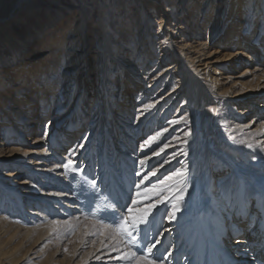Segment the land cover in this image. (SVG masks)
<instances>
[{
    "label": "bare ground",
    "instance_id": "1",
    "mask_svg": "<svg viewBox=\"0 0 264 264\" xmlns=\"http://www.w3.org/2000/svg\"><path fill=\"white\" fill-rule=\"evenodd\" d=\"M31 1L16 0L10 13L1 17L0 22L12 18L13 10L23 8ZM149 2L152 8L151 20L153 21V16H158L163 21L164 29L157 31L158 35L155 39L141 32L128 33L124 36L117 26L105 21L106 12L98 7L97 19L92 24L89 23V15L84 11H81L83 14L79 12L69 16V21L66 22L70 23L69 40L64 39L58 29L30 56L29 61L26 60L25 64L30 65L21 66L19 69L22 71H16V75L27 69L32 73V70L36 72L37 69L32 66L38 63L43 66H39L35 75L38 80L37 85H29L25 78L27 84L11 87L16 91L15 97L19 101L14 99L15 103L8 107L0 104V264H116L119 259V248L110 246V240L108 241L105 236L99 238V248L96 247L89 252H81L77 249L67 260L62 247L53 246L54 239L44 230L48 227H51L50 229L57 227L52 221H59V227L71 225L70 233H73L81 227L80 221L84 215L82 211L90 209L88 199V205L84 206L79 197L74 195L76 191L73 188V179L67 172L76 171L78 160L81 159L85 149L87 151L85 164L88 165L83 168V173H89L96 165L94 148L90 140L99 116L103 124L100 136L104 144L106 136H111L109 126L112 131L121 128V135L124 136L127 135L128 130L139 128L141 125L146 128L154 127L152 124L156 119L165 118L179 103L181 104L177 109L180 113L175 114L167 123L170 127L160 128L155 132V134L160 132L161 136L152 141L151 145L156 146L165 142L168 147L163 146V153L166 154L178 150L168 156L170 157L168 164H174L180 158L184 159L182 166L177 167L182 169L184 175L179 178L173 177L174 179L168 183L167 189L170 195L165 196L166 199L181 194V189H186L183 194L188 192L189 195L175 203L179 210L175 212L173 219H169L173 205L162 208L163 213L158 225L160 236L157 238L158 233L155 244L160 249L157 256L166 254L165 258L171 261L170 264L181 261L183 264H264L262 261L264 260V165L257 170L253 169L250 154L232 141L234 136L243 135L245 138L254 135L264 136V127H262L264 40H261V45L257 47L249 45L251 41L249 38L246 43L240 38L237 39V32L243 24H246L247 32L254 27L252 17L254 14H260V7L264 8V0H150ZM17 4L20 6L18 7ZM125 16H122V19ZM127 20L128 18L124 21V26L129 29L130 22ZM261 22L263 27L261 30L264 31V15ZM59 27L58 25L55 29ZM94 31L102 37L103 45L101 60L97 64L100 91L96 98V107L92 110L90 125L94 126L88 135L84 132L87 119L86 102L79 107L76 103L81 97H85L90 86L97 84L96 75L94 76L92 70L89 71L90 66L94 69L96 63L87 52L88 41L91 39L92 44V40L96 38L93 36ZM257 31L258 25L252 32L257 33ZM21 52V50L14 51L12 55L8 53L0 56V63H6L17 57L20 58L19 62L23 63L22 57L25 54ZM125 54L133 59L131 63L125 59ZM54 57L56 59L53 60ZM81 58L85 59L86 66L82 71V87L75 103L70 105V101L65 100L66 102L60 105L58 94H65L70 82H73L71 70ZM52 60L53 64L50 62ZM145 62L148 63L144 64ZM152 63V67L162 64L168 66L164 73L155 75L157 78L155 81L149 80L151 77L148 78L146 81L148 87L145 88V85L141 84L145 80L141 81L142 77L137 73L142 72ZM38 71L41 73L39 74ZM88 76L90 79L87 78ZM133 77H140V80L138 79L140 84H131L130 79ZM115 78H118L119 90L117 94H112L109 92ZM164 78L166 81L163 87L154 93L156 84ZM61 81L67 82L62 83V88L59 87ZM34 82L36 84V80ZM22 87H25V92ZM130 92L134 94L130 95ZM149 93L151 94L148 95ZM20 94H22L21 99L18 98ZM100 94L103 100H100ZM24 96L27 98L24 99ZM130 97H133L131 98L133 100H129ZM130 103L136 105L135 109L138 112L133 124H130V120L136 113H133L134 109L130 108ZM24 104L26 109L23 108ZM37 109L39 114L35 115L34 111ZM58 109L67 110L66 117L73 111L77 114V118L72 117L69 122L63 123L65 124L63 130L51 125L50 118L58 112ZM193 111L196 113L191 118L190 114ZM206 113L213 118L222 114L223 118L216 123L218 125L216 129H212L207 120L199 119V116ZM235 114L239 118L237 124L226 118ZM181 120L185 122H180ZM187 121L190 125H187ZM60 122L61 120L57 124ZM118 122V127H113L111 124ZM80 123L82 128L75 129ZM192 127L193 132L190 133ZM175 128L181 129L175 131L173 130ZM185 131L190 134L185 136ZM177 132L178 134H175ZM47 136L51 153L48 152V148L38 146ZM148 139L146 138L145 141ZM112 140L111 145H113ZM258 142L264 145V139ZM65 145L69 146L71 157L63 156L62 152L67 147ZM121 155L123 157L118 156V158L122 168H128L131 172L128 167L131 164L124 155L131 156L124 150L121 151ZM262 155L264 161V154ZM108 158L106 155L105 159H102L108 161ZM213 158L216 159V168L212 165ZM69 159L73 161V165L65 169L63 165ZM225 164L231 167L229 174L231 178L221 185L222 194L217 196L213 192V182L199 184L198 181L207 168H210V171H222L225 169L223 167ZM164 167L167 166H161ZM235 170L238 171L239 188L232 190L230 183L235 184L237 180L234 175ZM211 174L212 172L207 179L213 177ZM193 177H197L198 181L191 182ZM245 177L251 181L248 187ZM201 191H204L205 196ZM250 198L253 199L255 211L257 208L260 211L258 220L252 224L251 231L247 235L244 234V230L249 225L242 226V218L240 222L238 221L239 229L238 223L236 226L230 223L231 230L228 231L229 227L221 221L222 215L228 213L229 206L238 208L236 213L241 212L238 216L243 215L246 201ZM158 206L161 207L160 204ZM154 227L155 225L150 226L152 232L156 229ZM237 230H243V233ZM152 232L150 237L148 232L145 235L147 240L148 238L152 240L150 245L155 241H153L155 234ZM231 234L238 237L231 238ZM140 236L142 238L141 234ZM223 237L231 238L232 247L225 248ZM247 245L248 247H245Z\"/></svg>",
    "mask_w": 264,
    "mask_h": 264
},
{
    "label": "rangeland",
    "instance_id": "2",
    "mask_svg": "<svg viewBox=\"0 0 264 264\" xmlns=\"http://www.w3.org/2000/svg\"><path fill=\"white\" fill-rule=\"evenodd\" d=\"M150 0H32L28 5L21 9L13 10L14 13H12L13 16L12 18H9L7 21H1L0 22V56H5L8 53L12 55L14 51L19 52L20 50L22 51L21 54H25L24 57H22V62L20 63V58H16L14 60L7 61L6 63H0V104L4 105L5 107L10 106V104H14V99H17L15 97L16 91L13 90L11 87L14 85L19 86L20 84L25 85H37V79H36V72L39 69L38 64H36L35 67L36 72L32 70H26L25 72L17 73L16 71H22V69H19L21 66H29L30 64H25L26 60L29 61L31 58L30 56L38 49L41 48V44L45 42V40L49 39L53 33H55L58 29L59 33L63 35L64 39L69 40V26L70 23L67 24L66 22L69 21V16L75 15L76 13H81L83 14L86 13L89 15V23L95 22L97 19V8H101L102 10L106 12V17L105 21L109 22L110 25L112 26H117L118 30H121L120 33L125 35H128V33H135V32H141L145 33V36L150 35V37L154 38L157 37L158 33L157 31H162L164 28L162 27V22L160 18L154 17L153 16V21L151 20V10L150 8ZM16 2V0H0V18L5 17L10 13V9L12 8L13 4ZM22 3V2H21ZM20 3V4H21ZM20 4H17L18 7ZM146 4V5H145ZM129 5V6H128ZM130 9H128V8ZM17 8V7H13ZM123 11V12H122ZM198 11V9H197ZM17 13V15H16ZM126 16H125V14ZM144 14V15H143ZM227 15V13L225 14ZM262 15H264V8L260 7V14L255 15L252 17L253 22H254V27H251V30L248 32L245 31V25L243 24L242 27L238 30L237 32V39H241L242 41L247 42V39L249 38L251 41L249 42V45L251 46H260L261 45V40H264V31L261 29L263 28L261 26L262 22ZM122 16H125L124 19H122ZM128 18V22L130 28H125L124 26V21ZM255 19H257L255 21ZM122 20V21H121ZM134 21V22H133ZM151 21V22H150ZM157 21V22H156ZM140 22V23H139ZM137 23V24H136ZM148 28H147V25ZM60 26L59 28H56L57 26ZM161 27H160V26ZM256 25H258V31L257 33H253L252 31L255 29ZM92 26V25H91ZM61 28V29H60ZM134 28V29H133ZM55 29V30H54ZM127 31H126V30ZM132 30V31H131ZM97 32V31H96ZM93 36H96L95 39L92 40L91 44V39L88 41L87 44V52L90 53L92 60L94 63H96L94 69H90L89 71L92 70L94 73V76L96 75L97 77V84L94 86L89 87V92H86L85 97H81L80 101L76 103V106L79 107L81 104L84 102L87 110V119L85 120V129L84 132L89 135L90 130L94 125H90L92 123V117H93V108L96 107V98H98L99 94L98 92L100 91V84L98 81V69L99 67L97 66L99 60H101V49H102V37L100 35L95 34V31L93 32ZM222 34V31H221ZM220 34V36H221ZM112 35V34H111ZM249 36V37H248ZM104 37V36H103ZM223 37V34H222ZM219 39V38H218ZM217 40V39H216ZM25 48V49H24ZM91 50V51H90ZM86 53V52H85ZM9 55V56H10ZM27 55V56H26ZM51 57V56H50ZM125 59L129 61V63L132 62V58L128 57L125 54ZM157 58V57H156ZM56 59V57L53 58V60ZM145 59V58H144ZM50 61L51 63L53 62ZM49 62V64H50ZM41 63V62H40ZM47 63V60L45 61ZM148 62H145L144 64H147ZM151 63V62H150ZM20 64V65H19ZM53 64V63H52ZM86 61L85 59L82 58L80 61L76 62L73 65V68L71 70V73L73 75V82H70V86H68L67 91L65 94H60V91H57L58 97H59V104L62 105V103L66 101H70V105H73L75 103V100L77 98V94L79 90L82 87V71L85 69ZM17 65V66H16ZM76 65V66H75ZM149 65V64H148ZM146 66L142 72H136L139 74L142 78V80H145V82H142V85H145V88L148 86L146 85V81L148 78L154 79L155 81L157 78L155 75L158 73H164L165 68H167L168 65L162 64V66H153V63L149 66ZM16 66V67H15ZM38 66V67H37ZM42 66V64H41ZM40 66V67H41ZM128 66V65H127ZM264 66V64H262ZM3 67V68H2ZM7 67V68H6ZM43 67V66H42ZM156 68L155 71L153 69ZM10 68V69H9ZM83 68V69H82ZM7 70V71H6ZM10 71V72H9ZM15 71V72H14ZM14 72V73H13ZM76 72V73H75ZM151 72V73H150ZM5 73V74H4ZM40 74L41 72L38 71ZM10 74V75H9ZM32 74V75H31ZM9 75V76H8ZM31 75V76H30ZM144 78H143V76ZM15 76V77H14ZM8 78V79H7ZM14 78V79H13ZM19 78V79H18ZM24 78V79H23ZM27 82H25L26 80ZM29 78V79H28ZM31 78V80H30ZM85 78V77H84ZM87 78L90 79L88 76ZM23 79V80H22ZM77 79V80H76ZM86 79V78H85ZM140 77H133L130 83L131 84H140ZM165 79V78H164ZM162 80L156 84L154 93L155 91H158L159 88L163 87L165 80ZM5 80V81H4ZM10 80V81H9ZM18 80V81H17ZM33 80V81H32ZM36 80V84L34 82ZM13 81V82H12ZM32 81V82H31ZM4 82V83H3ZM113 86H111V90L109 93L112 92V94H117L118 92V78H115V81H113ZM9 83V84H8ZM62 83H67V82H60L59 87L62 88ZM3 84V85H2ZM8 85V86H7ZM10 85V86H9ZM91 85V84H90ZM4 88V89H3ZM107 88V87H106ZM9 89V91H8ZM6 92H5V91ZM22 90L25 92V87H22ZM8 91V92H7ZM13 91V92H12ZM4 92V93H3ZM30 92V90H29ZM26 92V93H29ZM6 93V94H5ZM13 93V94H12ZM69 93V94H68ZM152 93V92H151ZM149 93L148 95H150ZM67 94V95H66ZM72 94V95H71ZM130 95H133L134 93L130 92ZM3 95V96H2ZM101 95V94H100ZM146 95V94H144ZM8 97V98H7ZM19 99L22 98V94H20ZM27 98V96H24V99ZM68 98V99H67ZM133 97H130L129 100ZM8 99V100H7ZM18 100V99H17ZM62 100V101H61ZM66 100V101H65ZM100 100H103V96H100ZM9 101V102H8ZM19 101V100H18ZM57 102V101H56ZM55 102V103H56ZM80 102V103H79ZM181 102V101H180ZM54 103V105H55ZM181 103L176 104V107L172 108V111L163 119L158 120L152 124L154 127H144V126H139L132 128V130L127 131V135H121V128L118 127V123H111L114 126H117L118 128H115L114 131H112L111 126L108 128L111 130V136L109 137L108 135L105 138L104 144H102L101 141V131L103 124L101 122V118H97V124L95 126V131L92 133V139L90 140V144L93 145V153H94V162L96 165L93 166L92 170L89 171V173H83V168H85V155L87 154V151H83L84 154L82 155L81 159L79 158L78 162V168L74 172H67L69 176H72L73 179V188L75 189L76 192H74L75 196H78L82 204L84 206H87V199L89 202L90 209L87 211L83 210L82 213L83 218L80 221L81 227L74 231L73 233L71 232V225H68L66 227L64 226H57L53 227H48V229L44 230L45 233L50 234V237L54 239L53 241V246H58L60 245L63 249V253L66 254L67 260L71 258L73 255L74 251L79 249L81 252H89L92 251V249L98 247L99 248V238L101 236L105 235H88L85 236L84 233L85 231H91L92 229L90 226L93 223H97L100 219L104 220L105 224H112L113 219L118 220L121 218L124 214H126V205H131V200L132 199H138L140 201L139 205H135L134 207L137 208H145L149 204H156V207L152 209V211L149 213V216L147 218L146 222V227L145 225H142L141 228L142 230L139 233V239H140V244L138 245H129L126 240H121L119 243H114L113 239L108 238L107 240L110 242V246H115L119 248V259L116 262V264H135V260L131 257H124V253L127 251H137L138 248L142 245L144 250H147L148 245H150L152 240L145 235L148 232V237H150V233L153 231L150 226L155 225L154 228L155 231L152 232L154 233L153 237V244L155 249H152V252L148 254L147 259L153 260L154 264H170V260H167L165 255H161L159 253L160 249L156 244L157 240V234L158 237L160 236V227H158L161 215L163 213L162 208L175 205V203L179 202L176 197L180 195V193L176 194L175 196L166 199L165 196H169L170 194L168 193V189H164L163 191H158L154 193H145V189L151 188L152 184H157L159 180H162L165 176H169L172 173H175L177 170L178 166H182V161L184 159L180 158V160H177L174 162L173 166L172 164L165 163V161H169L170 157H168L170 154H174V152H177L178 150L175 149L174 151L169 152L166 154L165 152H160V149L163 148V146L166 145V143H160L156 144V146H152L150 144L145 145V147L142 149L140 146L144 144L145 139L149 138L150 136H153L155 132L160 129V128H168L170 127L167 123L173 119L175 114H179L180 112L178 111V107ZM54 105H52V108L54 109ZM104 105V104H103ZM131 105V106H130ZM130 108H133L134 111L133 113L135 114L134 118L132 119L131 117V122L130 124L135 123L136 121V116H137V110L135 109L136 105L134 103H130ZM75 106V107H76ZM98 106L100 104L98 103ZM24 109H26V106L24 104L23 106ZM39 109V107H38ZM34 111V114L37 115L39 114V110ZM67 110H59L58 112L54 114L53 117L50 118L51 120V125L52 127H57L59 130H63L64 128L63 123L65 121H70V119L73 117L77 118L76 112H72L70 116H67ZM196 111H193L190 116L191 118L193 117V114H195ZM183 115H185L183 113ZM199 115V114H198ZM179 117V116H178ZM178 117H176L178 119ZM174 118V119H176ZM222 114L220 113L218 117H212L209 115V113H206V115L199 116L200 120H207L208 125L212 129H216L218 125H216L217 122L222 119ZM229 119V121L238 123V115H233V116H228L226 117ZM63 119V120H62ZM61 122L59 124L58 121ZM180 122H185V120H181ZM192 123V121H191ZM79 124V123H78ZM115 124V125H114ZM187 125H190V123L187 121ZM82 128V125L76 126L75 129L79 130ZM190 129V127H188ZM181 128H175L173 130H180ZM189 129H186L189 130ZM185 131V132H186ZM193 132V127L190 131V133ZM57 134V133H56ZM175 134H178L175 133ZM56 136V135H55ZM113 136V137H112ZM56 138V137H55ZM54 138V140H55ZM110 138H114L113 140ZM261 138V139H259ZM49 137L47 136L44 138V142L38 145L40 148H48V152L51 153L49 149V144L50 141L48 140ZM52 139V138H51ZM263 137H259V135H254L251 138H245V136H234L233 138V143L237 145L240 149H243L244 152H247L250 154V157L252 158V163L253 166H251L253 169H258V167H261L264 165L263 161V155L264 154V147H261V144L258 142L259 140H263ZM112 140V144H110V141ZM241 141H244V143H241ZM258 142V143H257ZM251 143L253 144L252 148H249L247 145ZM62 154L63 156H70L71 150L69 149L68 145ZM89 146V144H87ZM116 149L115 151L113 149ZM125 151L128 155L131 157L124 155V158L130 162L131 166V172L128 168L124 169L121 166V161L119 160V157H123L121 155V151ZM107 153V154H106ZM155 153V155H154ZM106 155H108V161H104L102 158L105 159ZM105 156V157H104ZM144 160L145 163L143 165L140 164V161ZM66 162V161H65ZM107 162V163H106ZM113 163V164H112ZM216 159H212V165L213 168H216ZM85 164V165H84ZM112 164V165H111ZM167 166L164 168H161V166ZM177 165V166H175ZM121 166V167H120ZM175 166V167H174ZM174 167V168H173ZM218 165V169H219ZM225 169L222 171H210V168H207L205 173L202 175V177L199 179L197 177H193L191 179V182L198 181L199 184H203L204 182H213V192L217 195L220 196L222 194V189H220L221 185L225 184V181L229 180L230 173H231V167H229L228 164H225L223 166ZM239 167V166H238ZM161 168V169H160ZM241 168V167H239ZM155 170V175H150V173ZM182 171V169H180ZM123 171V172H122ZM212 172L211 175L213 177L210 179L207 177L209 174ZM110 173V174H109ZM136 173H139L137 175ZM86 174V175H85ZM90 174V175H89ZM238 171L235 170L234 175L236 177V181L234 182L235 184L230 183V187L232 190H235L236 187L239 185V179H238ZM111 176V178H110ZM148 177L147 179H144L145 177ZM174 178H179V177H174ZM173 178V179H174ZM246 178V177H245ZM172 179V180H173ZM95 180L96 186L93 188L91 186V181ZM110 180V181H108ZM171 180V181H172ZM143 181V183L140 185L139 191L141 192V196L137 197L136 192L138 189L136 188V184H140V182ZM169 181V182H171ZM167 182V183H169ZM182 182V181H181ZM251 184V181L246 178V186L248 187ZM239 188V187H238ZM107 190V191H106ZM76 193V194H75ZM202 195L205 196L204 191H201ZM189 193L187 192L186 194H183V197H187ZM147 196V198H145ZM172 196V195H171ZM243 198V195L241 199ZM163 200V203H158V201ZM144 202V203H143ZM143 203V204H142ZM86 204V205H85ZM147 204V205H146ZM158 204L161 205V209L159 208ZM111 206H115V216L113 215V208ZM158 207V209H157ZM83 207H81L82 210ZM246 210L245 213L243 212V215L238 216L239 213H236V210L238 208L233 207L231 208L230 206L227 208L228 213H224L222 215V223L225 224V226H228V231L231 230L229 224H233L236 226L238 225V229L240 228V219L242 218V226L244 224H247V222L253 217L254 222L258 220V216L260 215V211L257 210L255 211V207H253V199L250 198V200L246 201ZM226 209V210H227ZM96 211L98 213V216L96 218L92 217V212ZM255 211V213H254ZM161 213V214H160ZM88 214V215H87ZM245 214V215H244ZM165 216V215H164ZM88 217V219H85ZM22 219V218H19ZM233 221V222H232ZM239 221V222H238ZM249 226L244 230V234H249V232L252 229V224H248ZM255 227V226H254ZM56 228V231H53V229ZM243 233V230H240L239 233ZM142 235V238L140 236ZM145 237V239H144ZM237 235L231 234V238H237ZM231 238H225L223 237L224 245L225 248L227 249L228 246L232 247L231 244ZM144 239V240H143ZM245 247H248L245 246ZM67 249V251H65ZM170 249V247H169ZM156 251V252H155ZM137 255H143L142 252L137 251ZM264 262V260H262ZM66 264V263H65ZM177 264H183L181 262H177Z\"/></svg>",
    "mask_w": 264,
    "mask_h": 264
},
{
    "label": "snow or ice",
    "instance_id": "3",
    "mask_svg": "<svg viewBox=\"0 0 264 264\" xmlns=\"http://www.w3.org/2000/svg\"><path fill=\"white\" fill-rule=\"evenodd\" d=\"M173 123H177V121H173ZM262 127H264V124H262ZM166 131V130H165ZM190 133H185V136L189 135ZM161 136L160 132H157L155 136L149 137L148 140L144 142L140 147L143 149L145 145L150 144L152 141L156 140L158 137ZM241 143H244V141H241ZM249 148L253 147V144L249 143L247 145ZM165 148L168 147V145L164 146ZM261 147H264V145H261ZM164 148L160 149V152H163ZM155 155V153H154ZM145 163L144 160L140 161V164L143 165ZM165 163H168V161H165ZM73 165V161L69 159L66 164L63 165L65 169H68L69 166ZM139 175V173H136ZM150 175H155V170H153ZM184 173L177 169L175 173H172L169 176H165L162 180H159L157 184H152L151 188L145 189V193H154L158 191H163L164 189L168 188L169 185L167 182L171 181L173 177H181ZM146 176L144 179H147ZM96 181H91V186L95 188ZM143 183V181L140 182V184H136V188L138 191L136 192V196L140 197L141 192L139 191L140 185ZM186 189H181V194L176 197L178 201L183 200V191ZM147 198V196H145ZM163 200L158 201V203H163ZM140 201L138 199H132L131 205H126V214H124L121 218L118 220L113 219L112 224H105L103 219H100L97 223H93L90 228L91 231H85L84 235H105V238H111L113 239L114 243H119L121 240H126V242L129 245H138L140 244L139 239V233L142 230L141 226L145 225L147 222V218L149 216V213L152 211L153 208L156 207V204H149L145 208H137L134 207L135 205L139 204ZM113 208V215L115 216V206H111ZM179 209L176 207V205H173V211L169 214V219L175 218V212ZM92 217L96 218L98 216V213L96 211L92 212ZM85 219H88L86 217ZM53 225H59V221H52ZM57 229L54 228L53 231H56ZM154 245H148L147 250L145 251L143 246L141 245L137 251L142 252L143 255L138 256L137 251H127L124 253V257H131L135 260V264H154L153 260L147 259V256L149 253L152 252ZM67 251V249H65Z\"/></svg>",
    "mask_w": 264,
    "mask_h": 264
}]
</instances>
